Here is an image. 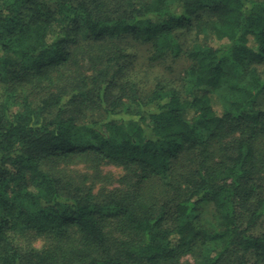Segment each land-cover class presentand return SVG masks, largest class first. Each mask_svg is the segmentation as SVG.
Masks as SVG:
<instances>
[{"label":"trees","instance_id":"16d2710c","mask_svg":"<svg viewBox=\"0 0 264 264\" xmlns=\"http://www.w3.org/2000/svg\"><path fill=\"white\" fill-rule=\"evenodd\" d=\"M263 95L264 0H0V264H264Z\"/></svg>","mask_w":264,"mask_h":264},{"label":"rangeland","instance_id":"374dc122","mask_svg":"<svg viewBox=\"0 0 264 264\" xmlns=\"http://www.w3.org/2000/svg\"><path fill=\"white\" fill-rule=\"evenodd\" d=\"M184 64L181 62L179 65V67H182ZM156 71V70H154ZM153 71V72H154ZM153 75H151V77L149 78V80L145 81L144 84H142L147 90L151 88L152 84H153V78H152ZM261 103L263 104L264 106V95L262 96V101ZM104 171L107 172V171H111L112 173L115 174V176H119V174L121 173V170L118 168V167H115L113 165H104ZM256 229L257 230H260V229H264V220H262L261 222H259L257 225H256ZM260 228V229H258ZM187 261V262H191L192 259L189 257V256H186L183 258V261Z\"/></svg>","mask_w":264,"mask_h":264}]
</instances>
